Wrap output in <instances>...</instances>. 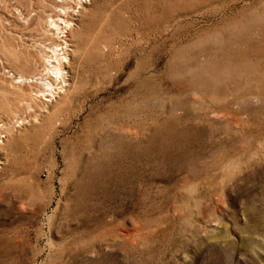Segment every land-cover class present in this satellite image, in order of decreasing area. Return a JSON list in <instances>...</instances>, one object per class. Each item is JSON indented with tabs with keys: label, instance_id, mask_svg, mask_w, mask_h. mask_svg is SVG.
<instances>
[{
	"label": "rangeland",
	"instance_id": "rangeland-1",
	"mask_svg": "<svg viewBox=\"0 0 264 264\" xmlns=\"http://www.w3.org/2000/svg\"><path fill=\"white\" fill-rule=\"evenodd\" d=\"M82 3L0 0V264H264V0Z\"/></svg>",
	"mask_w": 264,
	"mask_h": 264
},
{
	"label": "bare ground",
	"instance_id": "bare-ground-1",
	"mask_svg": "<svg viewBox=\"0 0 264 264\" xmlns=\"http://www.w3.org/2000/svg\"><path fill=\"white\" fill-rule=\"evenodd\" d=\"M79 1V4L82 3V0H78ZM86 2V0H84ZM83 4V3H82ZM67 9V8H66ZM61 23H63L65 25V28H70L71 25H72V22L71 21H63V20H60ZM54 26L55 27H59L56 22L54 23ZM64 48H61V50H63ZM66 49V47H65ZM63 58H67L66 56H64ZM63 58L62 59H58L56 58L55 61H52L51 64H52V68H50L49 71H51V74L57 76L56 78L59 79L63 84H65V74H66V65H65V62L63 61ZM48 71V72H49ZM27 77H25L24 75H20L18 76V80H20L21 82H17V83H24V82H27ZM39 83V82H37ZM40 84H42L44 87L46 88H52V84L49 82V81H44V82H40ZM0 129H3L0 127Z\"/></svg>",
	"mask_w": 264,
	"mask_h": 264
}]
</instances>
